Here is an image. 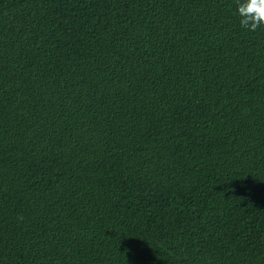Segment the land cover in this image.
<instances>
[{"label":"trees","instance_id":"obj_1","mask_svg":"<svg viewBox=\"0 0 264 264\" xmlns=\"http://www.w3.org/2000/svg\"><path fill=\"white\" fill-rule=\"evenodd\" d=\"M0 264H264V0H0Z\"/></svg>","mask_w":264,"mask_h":264}]
</instances>
